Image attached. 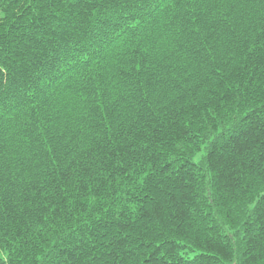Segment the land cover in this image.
<instances>
[{"label":"trees","instance_id":"16d2710c","mask_svg":"<svg viewBox=\"0 0 264 264\" xmlns=\"http://www.w3.org/2000/svg\"><path fill=\"white\" fill-rule=\"evenodd\" d=\"M0 20V248L22 250L78 163L99 209L79 264H143L160 240L264 264V231L241 223L264 195V126L245 120L264 106V63L246 55L264 0H0Z\"/></svg>","mask_w":264,"mask_h":264},{"label":"snow or ice","instance_id":"6c2138e0","mask_svg":"<svg viewBox=\"0 0 264 264\" xmlns=\"http://www.w3.org/2000/svg\"><path fill=\"white\" fill-rule=\"evenodd\" d=\"M81 2L85 9H98L110 4L112 0H103V5L93 4V0H81ZM72 6H76L75 2ZM19 19H24V17ZM27 23L31 24L32 21L29 20ZM2 24L3 21L0 20V26ZM26 27L27 25H21L15 31L19 33ZM5 35L6 33L0 32V47L4 46L2 41ZM246 55L250 61L258 59L264 63V33L252 41V46L248 48ZM253 119L259 120L264 126V106L251 110L250 114L245 116V120ZM209 160H211L210 157ZM89 175L92 174L89 173L87 165L81 166L78 163L66 165L65 171L53 183L51 191L44 193L46 203L36 209V212L45 213V215L37 221L38 226L33 235L23 239L22 250L17 249L14 254H10L5 248H0V264H13L14 259L19 264H79L76 253L82 252L83 249L78 246L80 242L78 236L87 228L92 213L99 210L93 205V201L88 199L89 196L98 199L95 190L87 186L89 181L85 177ZM81 197L87 200L90 206L88 211L84 210ZM49 208L57 210L49 212ZM109 211V208L104 207L105 215ZM0 213H3L2 202H0ZM6 215V213L0 215V232L4 233L5 240L8 231L5 227L4 217ZM24 215L31 217L33 213L26 211ZM9 219H14V217H9ZM241 223L245 228L259 227L261 231H264V195L258 197L255 203H250L248 215ZM231 232L236 237L240 236V230L236 227L231 228ZM16 235L19 236L20 233H16ZM176 247L181 248L176 257V264H219V259L215 257V254L193 252L192 245H186L184 241L170 244L165 240L159 241L153 253L144 259L143 264H167V260L173 258L172 253ZM157 253L162 257L160 261L156 259ZM85 255L90 260L93 259L91 253H85Z\"/></svg>","mask_w":264,"mask_h":264}]
</instances>
